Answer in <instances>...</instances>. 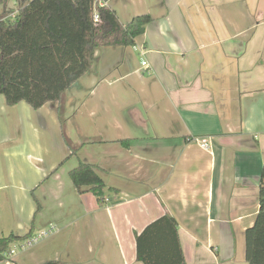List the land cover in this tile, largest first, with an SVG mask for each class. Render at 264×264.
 Instances as JSON below:
<instances>
[{
	"label": "crops",
	"instance_id": "0c3cea01",
	"mask_svg": "<svg viewBox=\"0 0 264 264\" xmlns=\"http://www.w3.org/2000/svg\"><path fill=\"white\" fill-rule=\"evenodd\" d=\"M23 1L0 0V18ZM106 4L123 24L152 20L134 45L96 48L66 91L64 123L58 101L35 109L0 94V237L51 229L12 244L0 264H144L136 236L167 213L185 264H249L264 166V0ZM80 159L97 166L105 200L77 190L69 172Z\"/></svg>",
	"mask_w": 264,
	"mask_h": 264
},
{
	"label": "trees",
	"instance_id": "16d2710c",
	"mask_svg": "<svg viewBox=\"0 0 264 264\" xmlns=\"http://www.w3.org/2000/svg\"><path fill=\"white\" fill-rule=\"evenodd\" d=\"M108 0H24L12 18H0V94L9 105L26 101L38 109L58 101L59 118L65 122V95L93 65L100 46L134 45L152 20L138 14L123 24ZM97 11L101 20L95 22ZM71 154L80 144L66 137ZM77 190L92 191L102 201L107 185L97 166L79 160L69 172ZM260 209L245 231L246 259L264 264V166L260 181ZM0 237V258L8 257L12 244L31 236ZM136 257L144 264H185L177 219L167 213L149 223L136 236ZM42 264H66L47 260Z\"/></svg>",
	"mask_w": 264,
	"mask_h": 264
},
{
	"label": "built area",
	"instance_id": "2783aa9c",
	"mask_svg": "<svg viewBox=\"0 0 264 264\" xmlns=\"http://www.w3.org/2000/svg\"><path fill=\"white\" fill-rule=\"evenodd\" d=\"M94 20L95 22H99L101 20L100 18V15L97 11H95V14H94ZM143 64L146 65L147 62L146 61H143ZM106 198H104L105 200ZM53 229V228H52ZM51 229L48 230V229H43L41 230L38 234L34 235V236H30L29 238H27L23 244L21 245V247L25 248V247H28V246H31L35 243H37L39 240H41L42 238L44 237H47L50 233ZM16 248L13 247L12 249H10V251L7 253L8 255H13L15 254L16 252Z\"/></svg>",
	"mask_w": 264,
	"mask_h": 264
},
{
	"label": "rangeland",
	"instance_id": "374dc122",
	"mask_svg": "<svg viewBox=\"0 0 264 264\" xmlns=\"http://www.w3.org/2000/svg\"><path fill=\"white\" fill-rule=\"evenodd\" d=\"M19 250V249H18ZM19 251H21V250H19Z\"/></svg>",
	"mask_w": 264,
	"mask_h": 264
}]
</instances>
